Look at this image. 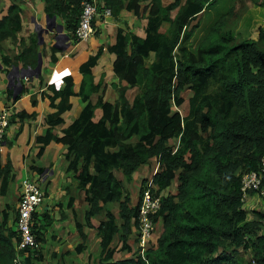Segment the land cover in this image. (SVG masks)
Returning a JSON list of instances; mask_svg holds the SVG:
<instances>
[{
    "label": "trees",
    "instance_id": "trees-1",
    "mask_svg": "<svg viewBox=\"0 0 264 264\" xmlns=\"http://www.w3.org/2000/svg\"><path fill=\"white\" fill-rule=\"evenodd\" d=\"M84 1L45 0L46 13L66 24L73 40ZM252 1L260 4L264 0ZM6 2L0 9L6 12L0 18L2 60L9 66L21 61L24 67L34 68L40 52L37 33L31 35L29 45L24 38L20 40L22 49L14 60L3 51L10 37L19 40L17 32L23 26L22 2ZM101 2L111 8L115 18L123 9L145 16L146 33L142 36L120 26L114 43L101 45L81 64L83 79L78 91L72 74L64 76L63 88L55 83L47 85L42 97L56 110L48 116L47 132L37 138L39 154L51 141L68 147V169L76 171L89 202L87 224L93 227L92 219H98L94 227L102 251L95 264H264V211L254 210L250 217L241 200L244 173L260 169L264 157V26L259 28L257 39L236 38V26L231 25L235 0ZM216 4L223 8L192 49L189 42L201 24L199 15ZM165 22L170 23L167 28ZM58 50L52 46L53 60H57ZM105 52L115 55L114 72L121 84L114 83L118 90L115 102L102 94L94 102L91 97L103 81L95 82L92 69ZM135 86L139 91L131 102L127 91ZM26 90L24 87L15 100ZM187 90L191 96L183 112ZM13 95V89H8V98ZM73 95L81 96L83 109L61 136L56 135L53 129L64 123L63 113L72 108ZM97 109L102 111L99 119H95ZM34 115L26 110L18 113L21 119ZM6 147H12L7 136L0 140L2 195L15 179L12 159L9 154L4 157ZM154 157L160 164L152 178L159 195L179 181L177 191L161 194L162 207L155 220H162L163 229L145 256L137 250L116 260L117 249L112 244L118 232H122V249L132 251L128 237L134 228L138 235L141 198L150 180L143 181L135 204L117 173L122 172L130 181L136 170ZM35 169L43 171V167ZM115 203L118 213L112 208ZM2 214L0 264H37L43 260L39 246L46 240V229L38 223V214H34L38 249L22 251L17 250L19 230L8 226L7 209ZM41 220L46 226L52 223L49 211ZM81 234L84 241L78 250L85 247L87 239L82 229ZM247 250L253 252L250 261L238 256ZM17 255L22 257L20 262Z\"/></svg>",
    "mask_w": 264,
    "mask_h": 264
},
{
    "label": "crops",
    "instance_id": "crops-1",
    "mask_svg": "<svg viewBox=\"0 0 264 264\" xmlns=\"http://www.w3.org/2000/svg\"><path fill=\"white\" fill-rule=\"evenodd\" d=\"M12 1L17 0H10V4ZM164 1L165 3H169L173 0ZM239 1L240 0H238L236 5V11L241 4ZM242 2L244 9L236 25L234 36H240L246 39H257L259 37V28L264 26V1L260 4L254 3L252 0H242ZM21 5L23 7V26L22 29L17 32L19 40L15 41L10 37V39L6 40L4 43V53L10 55V58L13 60L22 49V45L20 46V40L24 38V43L29 45L31 43V35L34 27L36 28L38 23L46 25L47 22L45 0H28V2H22ZM1 12L2 11H0V18L3 16V13H6ZM205 14L206 11L199 15L200 18ZM121 15H127L128 18H125V20L123 19L124 23L122 25L113 23V16H98L95 21L97 33L87 41H78L70 38V45L66 49L56 46L60 49L55 52L57 60H53L52 52V46H55L56 33L45 34V43L39 45L44 60L41 76L31 79L24 78L22 80V83L24 84L23 89L24 87H27V90L18 100L14 99V95L12 98H8V89H13L15 94L14 85L9 86V81L7 80V71L8 69H11L12 66L4 64L2 60L3 54L0 52V62L3 64V67L0 70V108L8 104L14 107L11 126L6 134L7 139L12 141V147L4 148V157H6V154L10 155L14 166L13 172L15 173V179L11 182L10 191L14 189L13 192L16 197L18 190V196H20L21 180L27 175L40 180L45 192L44 201L46 199L48 200L47 208L49 209L48 211L52 218V223L49 226H46L45 230V234H47L45 236L47 237L49 235L48 242L42 243L39 246L44 258L43 260L36 261L37 264L99 263V256L102 251L101 238L97 233V229L94 227V224L97 225L98 219H92L93 227L87 224L86 212L89 207V202L86 200L84 188L79 185L76 171L68 169L69 160L66 156L68 147L66 144L51 141L45 147L43 153L39 154L40 144L37 138L40 134H45L47 132L49 128L47 122L48 116L56 110V108L52 107L48 98L42 97V92L48 89L47 85L55 83L58 88H63L65 86L64 76L72 74L75 79L74 88L78 91L83 79V74L80 71L81 64L88 60L90 55L95 54L101 45L104 44L107 46L108 44L114 43L120 26L139 35H145V27L147 25L145 16H138L134 11L128 9H123L118 19H122ZM139 17L142 18V20H140ZM100 22H104L103 28H101ZM169 24V22H165L163 24L164 28H167ZM197 33L198 30L195 31L193 36L196 37ZM114 59L115 55L113 53L105 52L101 56L98 64L92 69L95 76V82L97 83L100 80L103 81L101 89L91 97L94 102H96L101 94L104 96V99L112 102H115L117 99L118 90L114 86V83L120 85L121 82L114 72ZM19 66L23 68V62L20 61ZM122 84L126 83L122 82ZM138 91L139 88L137 86L128 89L127 95L131 102L134 100ZM187 92H189L190 97L191 91L187 90ZM34 98L37 100L36 104L33 102ZM57 101H59V99ZM71 101L73 104L72 108L63 113L64 123L57 125L53 129V132L56 135L61 136L63 134V129L79 116L85 104L79 95H73ZM185 104L187 109V100ZM22 110H26L28 113H34L35 115L21 119L18 116V113ZM101 115V109H97L95 112V119H99ZM41 129L43 132L40 133V131H42ZM34 156H38L36 158L37 163L39 166L43 167V171L39 172L40 176H37V170L35 169L37 166L30 162V159L34 158ZM81 165L82 160L79 163V167H81ZM159 169V161L154 157L150 162L143 164L138 170H136V172L138 171L136 177L133 175L130 181L126 179V176L122 172L117 173L118 177L124 181L126 188L130 191L135 204L140 198L143 181L145 179H152ZM178 183L179 181H175L174 185L162 191L161 194L164 195L170 191H177ZM10 191H8V193ZM18 196L16 200L17 202L19 199ZM2 197L5 198L4 203ZM12 201L13 200H11V202ZM43 202L42 204H44ZM250 202L253 209L264 211V201H256L255 198L252 197ZM7 205L11 208L7 196L1 195L0 213L7 208ZM254 206L257 208H254ZM112 208L115 213L119 212L116 203L112 205ZM101 217H103V215H100L99 219ZM78 223L82 225L81 229L87 235L85 247L82 250L77 249V246L84 241ZM162 229L163 223L162 220L159 219L152 237V242L157 241ZM121 236L122 232H118L112 244V246L117 249L114 256L116 260L129 257L138 250L136 228L132 230V233L128 237L129 244L132 246V251L122 249L123 245L121 242L122 240H120ZM238 256L243 260H248L249 257H253V252L251 253V251L248 250L245 252L241 251Z\"/></svg>",
    "mask_w": 264,
    "mask_h": 264
},
{
    "label": "built area",
    "instance_id": "built-area-1",
    "mask_svg": "<svg viewBox=\"0 0 264 264\" xmlns=\"http://www.w3.org/2000/svg\"><path fill=\"white\" fill-rule=\"evenodd\" d=\"M111 17L112 10L105 6L101 0H85L83 2L82 13L78 26L72 35L75 40L87 41L97 33L96 18L98 16ZM71 37V31H67ZM14 113V107L10 104L0 108V140L3 139L9 127ZM242 197L243 207L245 209L248 201L252 197L256 201H264V157L260 169L247 171L242 179ZM45 198L44 189L40 180L25 176L20 184V196L17 202V214L15 225L20 233V239L17 243V250L38 249L34 214L37 208L42 204ZM162 207L161 195L156 192V185L153 179H150L142 194L139 208V229L137 235L138 253L145 256L146 251L152 246V237L156 230L155 217ZM255 210V209H253ZM264 221V218H263ZM20 262L22 257L17 255ZM252 264H256L255 261Z\"/></svg>",
    "mask_w": 264,
    "mask_h": 264
},
{
    "label": "rangeland",
    "instance_id": "rangeland-1",
    "mask_svg": "<svg viewBox=\"0 0 264 264\" xmlns=\"http://www.w3.org/2000/svg\"><path fill=\"white\" fill-rule=\"evenodd\" d=\"M18 1V0H17ZM19 1H21V2H28V0H19ZM235 2H236V4L238 3V0H235ZM241 4H240V6L237 8V11H236V13H235V15H234V18L232 19V21H231V25H233L234 27L237 25V23H238V18L240 17V15H241V13L243 12V9H244V6H243V2H242V0H240L239 1ZM6 0H0V9H3L5 6H6ZM223 7L221 6V5H219V4H216V5H213L212 6V8H209L208 9V11H206V14L203 16V17H201L200 18V22H201V24H200V26L198 27V33H197V36L195 37V36H193L191 39H190V42H189V45H190V47L192 48V49H194L195 48V46H196V44L198 43V41L205 35V28L210 24V23H212L214 20H215V18H216V16H217V12H218V10H221ZM236 8V7H235ZM236 16V17H235ZM121 17H122V19L121 18H115V17H112V22L113 23H118V24H120V25H122L123 23H124V20H125V18H127V15H125V16H122L121 15ZM30 19V18H29ZM124 19V20H123ZM128 19V18H127ZM137 19V18H136ZM139 19L140 20H142V18H140L139 17ZM62 22V21H61ZM66 25V24H65ZM100 26H101V28H103V26H104V22H100ZM233 27V28H234ZM99 28V27H98ZM35 33H37V29L34 27V30H33V33H32V35H34ZM93 37V36H92ZM236 38H240V36L238 37H236ZM185 96H186V100H188V98H189V92H185ZM187 103H188V101H187ZM186 111V104H185V106H184V111L183 112H185ZM38 156H34V158H32V159H30V162L32 163V164H35V166H37V167H41V166H39V164L37 163V158ZM138 172V171H137ZM137 172L134 174V177H136V175H137ZM37 176H40V173H39V171L37 170ZM41 183V185H42V182H40ZM9 191H10V189H9ZM14 191V189L13 190H11L9 193H7L6 194V196H7V199H9V201H10V205H11V208L10 207H8L7 206V208H8V210H7V212H8V216H9V221H8V226L10 227L11 225H13V227L15 228V225H14V219H15V215H16V208H17V196L19 195V191L17 190V193H16V197H15V193L13 192ZM2 195V194H1ZM1 195H0V198H1ZM3 198V197H2ZM16 198V199H15ZM18 198H19V196H18ZM4 200H5V198H3L2 199V201H3V203H4ZM11 200H13L12 202H11ZM44 204H41L38 208H37V214H38V218H39V220H38V223L39 224H44V226H45V229H46V221H44V220H41L42 219V216L43 215H45V213H47V211L49 210L48 208H47V205H48V200L46 199L44 202H43ZM5 206V205H4ZM6 207V206H5ZM6 208V209H7ZM246 208L248 209V211H249V215H250V217H252L253 216V213L252 212H254V210H253V208H252V204H251V202L250 201H248V203H247V206H246ZM252 208V209H251ZM254 208H257L256 206H254ZM1 212V211H0ZM3 212V211H2ZM2 219H3V214L2 213H0V222L2 221ZM157 224V223H156ZM45 235H47V234H45ZM46 237V236H45ZM48 239H49V235L46 237V240H44L43 241V243H47L48 242ZM248 260L250 261L251 260V257H249L248 258Z\"/></svg>",
    "mask_w": 264,
    "mask_h": 264
},
{
    "label": "water",
    "instance_id": "water-1",
    "mask_svg": "<svg viewBox=\"0 0 264 264\" xmlns=\"http://www.w3.org/2000/svg\"><path fill=\"white\" fill-rule=\"evenodd\" d=\"M37 34L39 38V44L45 43V34L48 33H56L55 36V46H58L62 49H66L70 45V34L66 31L65 25L63 23L58 22L57 16H50L47 14V22L46 25L38 23L36 25ZM43 53L39 52L38 63L36 67H23L21 68L19 65H13L11 69L7 71V80L9 81V86L14 85L15 94L14 99L16 98L17 94L23 90L24 84L22 80L24 78H34L41 74L42 66H43ZM3 64L0 62V70L2 69ZM42 130V129H41ZM43 132L40 131V133Z\"/></svg>",
    "mask_w": 264,
    "mask_h": 264
},
{
    "label": "clouds",
    "instance_id": "clouds-1",
    "mask_svg": "<svg viewBox=\"0 0 264 264\" xmlns=\"http://www.w3.org/2000/svg\"><path fill=\"white\" fill-rule=\"evenodd\" d=\"M16 211H17V208H16ZM16 226V225H15Z\"/></svg>",
    "mask_w": 264,
    "mask_h": 264
}]
</instances>
